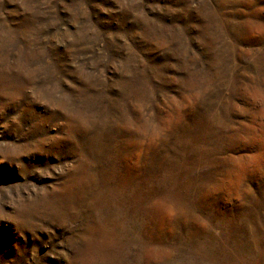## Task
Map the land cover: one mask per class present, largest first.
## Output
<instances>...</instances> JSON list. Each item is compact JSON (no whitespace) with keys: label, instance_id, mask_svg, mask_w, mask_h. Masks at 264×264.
Instances as JSON below:
<instances>
[{"label":"rangeland","instance_id":"rangeland-1","mask_svg":"<svg viewBox=\"0 0 264 264\" xmlns=\"http://www.w3.org/2000/svg\"><path fill=\"white\" fill-rule=\"evenodd\" d=\"M0 264H264V0H0Z\"/></svg>","mask_w":264,"mask_h":264}]
</instances>
